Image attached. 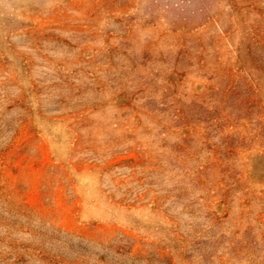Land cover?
<instances>
[{
	"label": "rangeland",
	"instance_id": "1",
	"mask_svg": "<svg viewBox=\"0 0 264 264\" xmlns=\"http://www.w3.org/2000/svg\"><path fill=\"white\" fill-rule=\"evenodd\" d=\"M0 264H264V0H0Z\"/></svg>",
	"mask_w": 264,
	"mask_h": 264
}]
</instances>
